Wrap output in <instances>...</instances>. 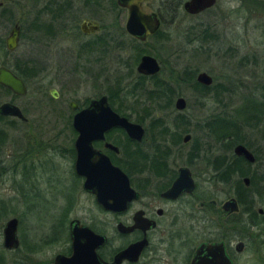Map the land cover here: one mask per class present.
<instances>
[{
  "label": "flooded vegetation",
  "instance_id": "1",
  "mask_svg": "<svg viewBox=\"0 0 264 264\" xmlns=\"http://www.w3.org/2000/svg\"><path fill=\"white\" fill-rule=\"evenodd\" d=\"M7 1L0 2V8ZM103 1L69 0V10L65 14H56L55 2L49 1L46 8L53 12H43V15L49 17L48 21L46 17L41 18L40 14L31 18L21 12L14 18L11 17L10 12L0 13V68L6 69L17 78L24 91L19 95L0 85L3 94L0 106H13L23 117L20 119L15 116L0 115V179L9 173H14L15 171L11 172V170L15 166L20 168L19 174L24 180L22 188L25 192L21 194L23 213H26L27 209L33 213L36 206L33 201L42 197V194H37L35 190L27 196L25 187L28 180L35 178L37 174L46 180L53 181V184L55 180H65V184L63 182L60 184L62 189H54L53 194L49 193L50 199L42 200L45 203L50 201L52 205L50 211L55 210L57 196L63 200L61 209H69V212L75 206H82L83 202L87 203L88 199L92 198L99 211L110 216L113 224L112 235H108L102 222L94 224L86 221L85 218H71L66 226H63L61 224L63 212H60L58 216L53 215L40 220L26 218L27 221H22L24 215L18 219L9 218L1 228L0 246L5 253L17 255V260H12L10 264L18 262L19 264H45L32 263L31 258L42 248L58 243L59 238L66 240V248L54 254L47 264H54L57 256L71 257L73 253L71 225L86 227L100 238V240L96 238L95 246L89 244L86 239L80 240L83 250L88 252L89 249H93V264H264V140L257 141L258 143L256 142L253 146L250 143H237L224 151L220 148L223 152L220 155L217 151L213 154L211 150H209V156L201 155L202 150L206 149L205 146L194 147L186 154L184 145L189 142V135H183L181 138L183 145H179L173 140H164L165 131L157 129V138L147 141L143 126L121 114L120 108H114L110 97L95 95L89 99L71 96L75 90L70 89L68 84L73 76L104 84L105 70L101 66L106 54L104 42L85 43L79 48L68 44L66 53L59 55L52 50L53 46L44 41V37L52 36L48 38L50 41L57 32L65 33L69 38V24L73 15L72 10L75 9L72 7L75 5L74 2L79 3L76 9L82 7L81 10L88 12L87 17L78 24L79 34L86 39L98 35L105 28L91 18L95 11L103 13L100 12L99 7V3ZM148 1L141 2V9L145 13L156 16L158 27L143 41H139L124 30L127 9L119 7L116 0H110L119 11L125 12L126 18L122 32L131 42L144 43L159 31L163 18L162 12L160 13L159 9L156 13L145 11L143 4ZM185 1L173 0L172 2H179L181 5ZM218 1L215 0L213 6ZM62 20H65V23ZM28 25L33 27L27 28ZM51 25L54 27L50 28ZM93 26L96 28L93 29ZM13 30L17 32V40L15 47L9 50L6 39ZM30 34H33V37ZM25 35L31 45L40 48L39 52L34 59L25 58L24 53L21 57L19 55L18 59L11 58L10 55L16 51L19 41ZM38 39L44 42L38 44ZM120 48L118 45L114 46L116 51H121ZM83 55L90 57L91 60L84 59ZM57 56L60 59H66L61 67L68 66L69 70H63L58 66L59 64L51 61L52 57L56 59ZM143 56H148L155 61L158 67L156 73L145 75L137 72L136 68ZM134 58H138L134 66L136 79L149 82L157 78L161 65L155 57L150 54H141ZM65 75L69 81L63 87L61 82ZM125 82L113 80L111 82L113 92L121 94V88ZM195 83L201 88L208 89L212 85L211 82L209 86H202L196 82V77ZM126 89L129 91L131 85ZM116 90H118L117 93ZM122 93L126 92L123 90ZM173 97L175 98L172 101V108L181 118L179 114L182 115L185 111L186 101L177 94ZM101 98H104L105 104L113 114L125 119L129 124L138 126L142 131L140 140L136 141L130 139L121 127L113 126L102 133L101 139L90 143L93 150L106 157L109 164L127 178L128 186L133 191L134 197L121 212L106 210L98 205L93 194L83 189L84 178L75 173L74 143L78 133L72 123L73 116L88 108L90 104L96 108L95 104ZM160 99L157 97L156 101L154 97L153 102L159 103L162 101ZM177 99H182L184 102L181 110L175 108ZM167 108L168 106L163 111L169 114L171 108ZM260 111L264 113V107ZM33 114H37L41 119H52L51 123L43 124L45 136L37 137L32 134L33 129H38ZM69 114L71 115L70 123ZM210 116L203 119L204 128L207 130H210L216 121L214 115ZM263 124H260L261 129L263 128L262 132H264ZM17 130V137L22 142L19 145L18 156L10 160V132ZM186 136L188 139L184 141ZM212 141L215 143L216 140ZM237 145H241L249 156L235 155L234 148ZM55 153L61 154L64 157L63 161L59 159L58 163L53 157ZM10 220L16 221L17 245L15 247L3 245V229ZM39 222L48 223L46 234H35ZM119 226L121 230H118ZM62 228L64 230L61 234ZM127 229L130 230L127 231ZM137 244L140 246L135 247L134 245ZM132 246L134 248L130 250ZM123 252L125 254L119 258ZM0 264H4L1 257Z\"/></svg>",
  "mask_w": 264,
  "mask_h": 264
},
{
  "label": "rangeland",
  "instance_id": "2",
  "mask_svg": "<svg viewBox=\"0 0 264 264\" xmlns=\"http://www.w3.org/2000/svg\"><path fill=\"white\" fill-rule=\"evenodd\" d=\"M2 1L0 0V2ZM42 1L8 0L0 8V13L10 12L11 17L14 18L21 12L31 18L40 14L41 18L46 17L47 20L49 17L43 15V12H53L46 8L49 1L55 2L56 9L54 11L56 14H65L69 10V0ZM172 1L149 0L143 4L145 11L156 13L159 9L163 16L157 34L144 43L131 42L123 35L126 14L119 11L110 0L99 3L100 12L103 13L95 11L94 14L91 13L93 17H89L105 29L93 38L86 39L79 34L77 27L81 20L87 17L88 12L81 10L82 7L76 9L79 3L74 2L75 5L72 7L75 9L72 10L73 15L69 24V38L65 33L55 32L52 40H48L52 36L46 35L47 38L44 37V41L53 46L51 49L59 55L66 53L68 44L79 48L85 43L101 44L104 42L106 54L105 61L101 66L105 70V81L103 84L74 76L69 81L65 75L61 82L62 86L65 87L69 81V88L75 90L71 96L75 98L91 99L95 95L110 97L114 108H120L121 114L143 126L147 141L157 138V129L165 131L164 140H173L179 145H183L181 143L182 136L189 135L190 140L184 145L186 154L194 147L205 146L206 149L202 150L201 155L209 156V150L213 154H216L217 151L220 155L223 154L220 148L224 151L227 147L237 143H250L253 146L257 141L264 140V132L261 131L263 128L261 129L260 126L264 123V113L259 112L264 107L263 0H219L210 10L196 16L185 14L181 8L182 4L174 13H169V8L174 3ZM62 21L65 23V20ZM30 26L33 27V25L26 27ZM34 27L38 28V26ZM49 27H54V25ZM105 32L107 33L104 34ZM30 35L33 37V34ZM26 37L27 35L19 41L16 51L10 55L11 58H17L19 55L21 57L23 53L27 59L35 58L40 48L31 45ZM44 41L38 39V44ZM115 45L120 46L121 51H116ZM51 53L53 56V51ZM141 54L152 55L161 65V71L153 81L136 79L134 66L138 58L134 57ZM83 57L91 60L90 57L84 55ZM52 58L50 60L54 64H59L61 69L69 70L68 66L61 67L62 63L65 64V58L58 57L56 58L58 61L54 57ZM199 73H205L212 79L209 89L204 90L195 83V77ZM116 79L126 81L121 88V94L118 90H116L118 94L113 92L111 82ZM130 85L131 89L127 91L126 87H130ZM123 90L126 93H122ZM173 94L183 97L186 101L185 111L182 115L179 114L182 116L181 118L172 108V101L175 98ZM2 97L3 94L0 90V100ZM154 97L156 101L157 97H160L162 101L154 103ZM166 106L171 108L169 114L163 111ZM208 115L209 117L214 115L213 117L216 118L210 130L204 128L203 124V119ZM32 116L36 118L35 122L38 125V129H33L32 134L37 137L45 136L43 124L51 123L52 119H41L37 114ZM70 121L71 115L69 114V123ZM179 124L181 125L179 126ZM17 133L18 130L10 132V160L18 156L20 150L19 145L22 140L19 141ZM211 139L216 140L215 143ZM58 143H60V139H58ZM53 157L57 162L59 159L63 161L64 158L61 154L56 153ZM12 171L15 172L0 179V244L1 228L4 222L12 217L18 219L22 215H24L22 221H27L28 218L32 220L46 219L53 215L58 216L60 212H63L61 220L63 226H66L71 218H85L86 221L94 224L102 222L105 232L112 235L113 224L110 216L102 214L92 198H89L87 203L83 202L82 206H75L69 212V209H61L63 200L57 196L55 210L50 211L52 207L50 201L45 203L42 200L50 199L49 193L53 194L54 189H62L60 184L62 182L65 184V180L58 179L53 184V181L46 180L38 174L35 178L28 180L25 187L27 196H30L31 191L35 190L37 194L41 193L42 197L33 201L36 205L33 213H30L29 209L23 213L21 194H25L22 188L24 180L21 179L18 166H15ZM38 225L35 234H46L48 223L39 222ZM63 230L62 228L61 234ZM66 244L64 238H59L58 243L44 247L37 252L31 258V262L47 264L54 254L65 250ZM0 257L4 260V264H10L12 260H17V255L5 253L1 246Z\"/></svg>",
  "mask_w": 264,
  "mask_h": 264
},
{
  "label": "water",
  "instance_id": "3",
  "mask_svg": "<svg viewBox=\"0 0 264 264\" xmlns=\"http://www.w3.org/2000/svg\"><path fill=\"white\" fill-rule=\"evenodd\" d=\"M144 0H116L119 7L127 9V18L124 25L125 32L131 37L143 41L147 35L152 34L158 27V20L154 14H148L142 11L141 2ZM215 0H187L182 4V10L185 14L194 16L209 9L213 6ZM84 24L81 26L83 30ZM96 27L93 26V29ZM17 32L13 30L6 39V44L9 50H12L16 45ZM141 74H154L158 67L155 61L143 56L136 68ZM196 82L202 86H209L211 78L205 73H199L196 76ZM0 85L8 88L15 94L21 95L23 86L21 82L10 74L6 69L0 68ZM96 108L93 104L81 112L73 116V126L78 133L74 147L76 152L75 173L84 178L83 189L93 194L95 202L103 207V209L121 212L125 205L134 197L133 191L128 186L127 178L116 168H113L106 157L90 147L93 140L101 139L102 133L113 126L121 127L130 139L139 141L142 135L141 129L133 124H129L125 119L117 117L113 114L107 105L104 98L96 102ZM184 102L182 99H177L175 108L183 109ZM0 115L15 116L23 119L19 111L8 105L0 106ZM186 136L183 140L186 141ZM234 154L248 157L249 154L241 145L234 148ZM121 230V227H117ZM16 221L10 220L6 223L3 229V245L6 247H15L17 245L15 239ZM130 229H127V231ZM70 236L72 238L73 253L71 257L65 258L57 256L54 259V264H93V249L83 250L81 239L87 240L89 244L95 246L96 238L86 227L70 226ZM86 243V242H84ZM135 247L140 244L134 245ZM130 247V250L134 248ZM123 252L120 256H123ZM116 262V259H115Z\"/></svg>",
  "mask_w": 264,
  "mask_h": 264
},
{
  "label": "trees",
  "instance_id": "4",
  "mask_svg": "<svg viewBox=\"0 0 264 264\" xmlns=\"http://www.w3.org/2000/svg\"><path fill=\"white\" fill-rule=\"evenodd\" d=\"M263 5H264V0H263ZM180 6V3L177 2V3H173L172 6L169 8V13H174ZM202 89L204 90H207L208 88H203Z\"/></svg>",
  "mask_w": 264,
  "mask_h": 264
}]
</instances>
